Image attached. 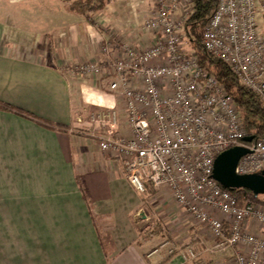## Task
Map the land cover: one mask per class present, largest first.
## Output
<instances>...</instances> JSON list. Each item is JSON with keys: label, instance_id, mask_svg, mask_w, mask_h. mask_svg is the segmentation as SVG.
Wrapping results in <instances>:
<instances>
[{"label": "crops", "instance_id": "1", "mask_svg": "<svg viewBox=\"0 0 264 264\" xmlns=\"http://www.w3.org/2000/svg\"><path fill=\"white\" fill-rule=\"evenodd\" d=\"M72 1L0 0V101L51 124L0 107V264H206L181 252L149 257L166 238L184 247L211 235L169 188L145 200L88 125L71 131L81 109L124 110L125 102L108 81L70 77L64 67L103 60L107 42L119 52L152 45L156 34L144 22L155 0H107L86 14ZM168 194L182 213L170 211ZM154 214L163 232L143 238L140 224Z\"/></svg>", "mask_w": 264, "mask_h": 264}, {"label": "built area", "instance_id": "2", "mask_svg": "<svg viewBox=\"0 0 264 264\" xmlns=\"http://www.w3.org/2000/svg\"><path fill=\"white\" fill-rule=\"evenodd\" d=\"M191 7L192 0H155L144 22L156 34L152 45H123L119 52L107 42L103 60L64 67L70 77L108 81L110 90L124 97V110L89 108L76 123L78 128L88 125L102 150L124 161L127 178L140 194L148 183L156 192L169 188L211 235L207 242L184 247L166 238L149 257L181 252L190 262L231 252L225 264H264V205L247 197L240 204L213 178L216 157L241 145L251 152L240 159L236 172H261L264 136L253 144L245 141L248 134L232 95L184 47ZM203 45L264 102V0H219L204 28ZM251 224L260 232H252Z\"/></svg>", "mask_w": 264, "mask_h": 264}, {"label": "trees", "instance_id": "3", "mask_svg": "<svg viewBox=\"0 0 264 264\" xmlns=\"http://www.w3.org/2000/svg\"><path fill=\"white\" fill-rule=\"evenodd\" d=\"M107 2V0H74L70 3V9L82 14L99 12L105 8ZM218 2L219 0H192L191 11L184 23V32L191 45V52L197 58L199 64L208 72L213 73L225 86L226 91L232 95L242 115L243 127L248 134L247 137H252L251 142H246L253 144L264 136V102L256 93L241 83L238 76L233 73L224 61L209 53L203 45L204 28L216 11ZM0 107L20 112L39 123L51 125L33 113L12 107L1 101ZM155 192L151 183H148L146 192L143 194L144 199L148 200ZM232 192L238 197L240 204L243 198L247 197L255 203L264 205V197L255 196L250 190L238 189ZM142 232L144 233L143 238H147L155 234H161L163 228L157 224L153 228H145ZM199 261H205L206 264H210L212 257L204 255L192 262Z\"/></svg>", "mask_w": 264, "mask_h": 264}, {"label": "water", "instance_id": "4", "mask_svg": "<svg viewBox=\"0 0 264 264\" xmlns=\"http://www.w3.org/2000/svg\"><path fill=\"white\" fill-rule=\"evenodd\" d=\"M251 142L252 137L245 138ZM246 146H235L220 153L214 163L213 178L225 189L250 190L255 196L264 194V169L252 174H238L236 172L240 159L250 153Z\"/></svg>", "mask_w": 264, "mask_h": 264}, {"label": "rangeland", "instance_id": "5", "mask_svg": "<svg viewBox=\"0 0 264 264\" xmlns=\"http://www.w3.org/2000/svg\"><path fill=\"white\" fill-rule=\"evenodd\" d=\"M184 8L187 10V9H189V6H184ZM184 47L186 48V50L192 51L191 45L189 44V41L187 39L185 40ZM86 109H89V108H86ZM85 113H86L85 112V109L83 108V109H81V111H78V113L76 114V116H78L79 114H81V115H84V117H86L85 116ZM82 126L83 127H86L87 125L86 126L85 125H82ZM78 130L81 131V132H86L85 130L80 129V128H78ZM260 196L261 197H264V194H261ZM168 197H170L169 206H168L170 208V211L171 212H175V213H180L182 211L181 210V207H179L178 205H176V203L174 202V200L171 198V196L169 194H168ZM143 220L144 221L141 222V224H140V226H142L143 229L156 226L157 224L160 223V222H158V217H156V215L154 217H151L150 220H146V219H143Z\"/></svg>", "mask_w": 264, "mask_h": 264}]
</instances>
